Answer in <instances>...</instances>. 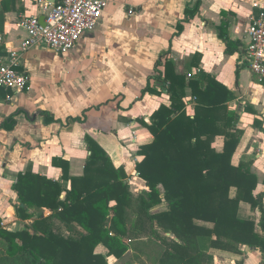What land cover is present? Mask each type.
I'll return each instance as SVG.
<instances>
[{
	"label": "trees",
	"instance_id": "trees-1",
	"mask_svg": "<svg viewBox=\"0 0 264 264\" xmlns=\"http://www.w3.org/2000/svg\"><path fill=\"white\" fill-rule=\"evenodd\" d=\"M16 1L0 2V33L4 13ZM199 8V1L185 6L173 36L182 33ZM216 29L225 54L239 52L243 58L241 43ZM168 54L159 55L153 66L157 74L147 78L141 91L159 95L164 90L169 101L151 114L150 125H145L152 142L137 151L136 172L148 191L132 196L124 172L115 169L105 151L86 136L89 155L82 176L70 177L67 162L52 159L68 189L30 170L17 175L13 209L17 219L29 222L10 231L0 219V264H109L108 257L121 264H212V251L239 254L242 247L264 258V191L256 192L250 163L232 161L242 136L236 127L238 114L227 106L234 95L203 71L190 77L176 74L170 60L162 62ZM243 112L257 115L248 105ZM38 115L45 125L61 124L46 111ZM83 121L84 114L64 123ZM252 124L264 134L260 119L254 118ZM14 126L12 116L0 125L8 131ZM218 137L223 139L221 150L213 148ZM241 204L248 205L257 220L241 218ZM43 209L49 216L36 214ZM214 228H224L228 235ZM99 245L107 250L106 256L96 253Z\"/></svg>",
	"mask_w": 264,
	"mask_h": 264
},
{
	"label": "crops",
	"instance_id": "crops-1",
	"mask_svg": "<svg viewBox=\"0 0 264 264\" xmlns=\"http://www.w3.org/2000/svg\"><path fill=\"white\" fill-rule=\"evenodd\" d=\"M45 1L55 4L59 0ZM106 1L107 8L96 28L84 33L67 54L59 55L36 46L24 52L20 71L28 77L26 89L1 93L0 125L11 116L15 121L10 131L0 127V219L10 231H19L29 222L17 219L13 209L17 197L12 185L17 175L30 170L68 189L69 183L61 180V170L52 166V159L66 161L70 177L82 176L89 155L86 136L105 151L115 169L124 172V182L132 196L148 191L136 172L140 160L137 151L152 142L146 127L150 125L151 114L160 105L168 106L169 101L164 90L159 95H141V91L147 78L157 74L153 66L164 52L169 54L162 62L170 60L176 74L203 71L233 93L234 98L227 106L236 110L239 118L236 127L242 136L232 161L250 163L257 179L256 192L264 191V134L252 124L258 118L264 128V85L250 72L239 52L225 54V45L216 29H222V34L240 42V48L245 49V30L250 18L264 9V0ZM196 1L200 2L199 14L183 25L180 35L173 36L177 22L183 19L185 6ZM8 8L2 31L4 52L17 49L25 36L18 22L38 14L34 0H17ZM128 9L135 10V14L128 16ZM158 71L163 72V68ZM150 84L160 91L156 83ZM189 100L187 97L186 101ZM246 105L257 115L243 112ZM16 111L21 112L15 114ZM40 111L48 112L61 124L45 125L38 115ZM186 111L192 113L191 104ZM82 114V123H64L67 118ZM222 145L223 139L218 137L213 148L221 150ZM63 198L64 193L60 196ZM39 213L45 217L50 214L46 209L36 214ZM238 214L245 219L258 217L246 204L239 206ZM214 229L228 235L224 228ZM241 250L239 254L212 251V264H264L258 252L249 247ZM95 251L107 254L102 245ZM111 259L116 261L112 257L107 261Z\"/></svg>",
	"mask_w": 264,
	"mask_h": 264
},
{
	"label": "built area",
	"instance_id": "built-area-1",
	"mask_svg": "<svg viewBox=\"0 0 264 264\" xmlns=\"http://www.w3.org/2000/svg\"><path fill=\"white\" fill-rule=\"evenodd\" d=\"M34 1L38 14L23 17L17 24L25 34L17 49L4 52L1 49L4 38L0 33V99L2 91L23 92L26 89L28 77L20 71L24 52L36 46L49 48L59 55L67 54L84 33L96 28L108 5L106 0H59L55 4ZM133 14L135 10L128 9L127 15ZM40 17H43V24ZM245 36L244 59L250 72L264 85V9L250 18Z\"/></svg>",
	"mask_w": 264,
	"mask_h": 264
},
{
	"label": "rangeland",
	"instance_id": "rangeland-1",
	"mask_svg": "<svg viewBox=\"0 0 264 264\" xmlns=\"http://www.w3.org/2000/svg\"><path fill=\"white\" fill-rule=\"evenodd\" d=\"M109 264H121L122 261L116 260L114 261L113 259H111L110 261H108Z\"/></svg>",
	"mask_w": 264,
	"mask_h": 264
},
{
	"label": "water",
	"instance_id": "water-1",
	"mask_svg": "<svg viewBox=\"0 0 264 264\" xmlns=\"http://www.w3.org/2000/svg\"><path fill=\"white\" fill-rule=\"evenodd\" d=\"M50 3H51V4H54V1H51ZM39 21H40L41 24H43V17H40V18H39ZM247 249H248V248H247Z\"/></svg>",
	"mask_w": 264,
	"mask_h": 264
}]
</instances>
